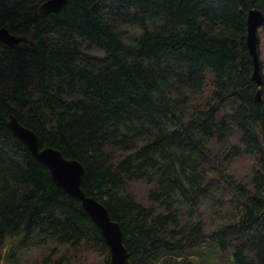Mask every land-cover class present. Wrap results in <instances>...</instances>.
Returning <instances> with one entry per match:
<instances>
[{"label": "trees", "instance_id": "obj_1", "mask_svg": "<svg viewBox=\"0 0 264 264\" xmlns=\"http://www.w3.org/2000/svg\"><path fill=\"white\" fill-rule=\"evenodd\" d=\"M45 1L0 0V28L28 40L0 41V260L110 257L13 116L81 163L83 192L119 224L132 264H204L208 242L264 264V74L260 60L258 86L246 43L247 12L264 15V0H67L44 14ZM209 204L223 221L210 232Z\"/></svg>", "mask_w": 264, "mask_h": 264}, {"label": "water", "instance_id": "obj_2", "mask_svg": "<svg viewBox=\"0 0 264 264\" xmlns=\"http://www.w3.org/2000/svg\"><path fill=\"white\" fill-rule=\"evenodd\" d=\"M66 1L47 0L41 4L40 11L44 14L57 13L63 8ZM263 23L264 15L261 10L256 8L248 10L246 43L253 58V78L258 86L261 83V72L257 31ZM0 41L6 45L28 42L26 38L17 37L5 28H0ZM257 98H260L259 92ZM8 125L34 158L47 167L54 183L62 188L67 195L78 201L99 228L109 248V264H132L129 260V253L123 244V233L119 224L111 218L108 210L100 201L83 192L81 183L84 168L81 163L76 159L64 157L59 150L51 146H41L36 133L20 124L15 117H9Z\"/></svg>", "mask_w": 264, "mask_h": 264}, {"label": "rangeland", "instance_id": "obj_3", "mask_svg": "<svg viewBox=\"0 0 264 264\" xmlns=\"http://www.w3.org/2000/svg\"><path fill=\"white\" fill-rule=\"evenodd\" d=\"M257 37H258V46H259V55L260 60L262 63L263 68V74H264V29L260 27L257 31ZM250 160H245L244 158L235 159L232 162L231 165V171L236 174V177L238 179H246V177H249L251 174V166H250ZM134 188L139 192V194H142L145 192V185H135ZM202 219L204 223L206 224V230L210 232L213 229H216L223 221L221 219L220 214L216 213L209 205H206L203 207L202 211ZM8 251V247H5L4 252L5 254ZM205 254H206V261L204 260V264H208L207 261H211L212 264H234L233 256L230 253H226L224 255H221V252H223L220 248H218L217 244L213 242H208L205 248ZM230 251V250H229ZM62 249H58L55 254L52 255V259L55 260L61 255ZM50 251H47V254H49ZM84 256V263H81L82 260L80 259L81 256ZM83 257V258H84ZM76 264H101L102 263V257L98 256L93 253H82L78 254L76 257ZM42 260V255L40 250L36 251L30 250L26 254H18L17 258H1L0 264H40V261ZM53 260L49 262V264H53ZM197 260H200L197 258Z\"/></svg>", "mask_w": 264, "mask_h": 264}]
</instances>
